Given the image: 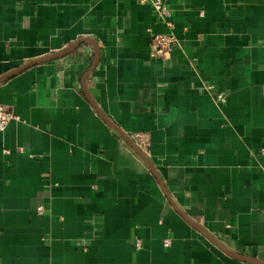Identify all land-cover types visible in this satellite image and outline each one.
<instances>
[{
    "label": "crops",
    "instance_id": "1",
    "mask_svg": "<svg viewBox=\"0 0 264 264\" xmlns=\"http://www.w3.org/2000/svg\"><path fill=\"white\" fill-rule=\"evenodd\" d=\"M166 1L0 0V264H264V0Z\"/></svg>",
    "mask_w": 264,
    "mask_h": 264
},
{
    "label": "built area",
    "instance_id": "2",
    "mask_svg": "<svg viewBox=\"0 0 264 264\" xmlns=\"http://www.w3.org/2000/svg\"><path fill=\"white\" fill-rule=\"evenodd\" d=\"M140 3H147L149 4L159 19L163 22L167 32L164 33H153L150 29V41H151V51L150 55L153 58L158 59H166L175 43V38L173 34L174 24L172 20V13L167 4L166 0H138ZM221 101H224L223 96H219ZM19 117L12 112H9L5 109L2 103H0V131H3L7 124L11 120H18ZM41 212L42 207H38L37 209ZM163 244L167 247L170 245V239H165ZM135 245L138 247L140 246V240H135Z\"/></svg>",
    "mask_w": 264,
    "mask_h": 264
},
{
    "label": "water",
    "instance_id": "3",
    "mask_svg": "<svg viewBox=\"0 0 264 264\" xmlns=\"http://www.w3.org/2000/svg\"><path fill=\"white\" fill-rule=\"evenodd\" d=\"M67 50H69V49H67ZM63 52H65V51H63ZM62 53V52H61ZM60 53V54H61ZM52 56H47V57H44V58H42V59H40V60H47V59H49V58H51ZM33 62H36V61H33ZM33 62H31V63H33ZM26 65H24V66H22V68L23 67H25ZM8 76V75H7ZM2 78H4V77H2ZM1 78V79H2ZM122 134V133H121ZM122 136L127 140V142L138 152V153H141V151H140V149H138V147L136 146V145H134L133 143H132V141L131 140H129L124 134H122Z\"/></svg>",
    "mask_w": 264,
    "mask_h": 264
}]
</instances>
